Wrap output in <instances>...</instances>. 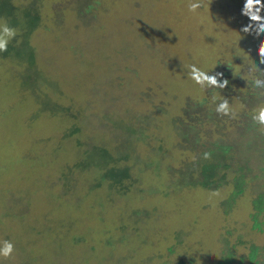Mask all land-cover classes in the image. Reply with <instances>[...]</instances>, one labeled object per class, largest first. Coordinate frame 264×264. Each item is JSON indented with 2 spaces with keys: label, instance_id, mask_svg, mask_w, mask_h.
<instances>
[{
  "label": "rangeland",
  "instance_id": "obj_1",
  "mask_svg": "<svg viewBox=\"0 0 264 264\" xmlns=\"http://www.w3.org/2000/svg\"><path fill=\"white\" fill-rule=\"evenodd\" d=\"M192 2L39 0L33 65L0 58V246H15L0 264H218L227 252L231 264H252L250 246L264 243V210L252 217V199L264 191L256 165L227 212L221 203L232 183L213 191L169 184V168L198 158L214 134L238 138L218 125L193 152L176 147L173 119L205 90L189 66L210 73L228 62L232 74L249 60L264 67V36L239 31L249 22L244 0H199L196 12ZM137 117L145 143L132 161ZM102 149L144 170L117 190L92 187L104 182Z\"/></svg>",
  "mask_w": 264,
  "mask_h": 264
},
{
  "label": "trees",
  "instance_id": "obj_2",
  "mask_svg": "<svg viewBox=\"0 0 264 264\" xmlns=\"http://www.w3.org/2000/svg\"><path fill=\"white\" fill-rule=\"evenodd\" d=\"M19 10V11H18ZM39 0H31L25 4H16L11 0H0V18H5L7 23L17 29L18 38L21 40L17 42L15 39L11 41L7 52H0V58L20 60L27 63L30 68L35 60V52L29 44V36L32 35L41 23V17L38 12ZM219 66L210 72L223 73V77L229 81L226 89H209L205 88L204 95L201 99L189 98L181 110V114L173 119V126L177 133L176 147L180 150L191 153L198 149L203 137L214 134V127L220 126V129H232L238 138H229L230 131L227 137L229 140L221 138L219 133H216L218 141H214L210 146L204 148L199 157L192 160H185L177 166L169 168V184H186L190 187L200 186L205 190H218L225 185L232 183L234 190L226 200L222 201L225 211H229L234 199L237 195L243 192L245 187L246 171H250L253 166H257L262 171V178H264V134L258 131V125H254L251 119L253 107L260 104L262 101L257 97L251 79L248 75L249 64L246 67L239 68L235 74L231 65L228 62L223 64L218 62ZM261 68V67H260ZM261 69H264L262 67ZM248 76V77H247ZM239 87V91L235 90ZM245 89L253 91V98H246ZM216 95V102L213 103L212 96ZM238 97L237 101L241 103V109L236 112V119L228 116H221L215 112L216 104L228 98L230 106L233 105L232 99ZM211 104V105H210ZM206 106H211L209 109ZM139 122L137 128H131L132 136V161L140 160L137 147L144 144L142 136L144 129L142 126V119L136 118ZM208 125V126H207ZM75 132H78L75 130ZM70 133V132H69ZM71 133H73L71 131ZM213 135V136H214ZM212 136V137H213ZM225 136V135H224ZM148 151H152L148 149ZM154 151V150H153ZM210 153V159H204V154ZM145 155V154H144ZM125 154H120L115 157V154L110 155V152L102 149L98 160L105 162L107 167L100 173V177L104 182H96L92 187L99 185L107 186L110 190L119 189L122 185H126V181L132 180L134 173L144 170L146 164H141L137 167H132L128 163L131 158H127ZM240 159L238 161L237 159ZM226 159L235 164L232 167L223 161ZM254 161V163L251 162ZM122 161L125 165H119ZM252 163V164H250ZM81 169L89 168L82 165V162H77ZM229 171H234L237 174L233 176L232 181L229 180ZM227 172V175H226ZM159 176V173H156ZM100 181V180H99ZM253 214L252 217L256 221V216L264 210V191L252 199ZM139 211H136L138 213ZM254 228H260V224L255 222ZM222 259L218 264H231L234 260L230 252L222 254ZM247 259L252 264H264V243L261 246H250ZM244 257L238 260V264H242Z\"/></svg>",
  "mask_w": 264,
  "mask_h": 264
},
{
  "label": "clouds",
  "instance_id": "obj_3",
  "mask_svg": "<svg viewBox=\"0 0 264 264\" xmlns=\"http://www.w3.org/2000/svg\"><path fill=\"white\" fill-rule=\"evenodd\" d=\"M202 4L199 0L189 4V11L196 12L201 8ZM264 0H244L241 9V15L248 18V23L241 26L240 32L245 35H251L255 38L264 36ZM17 36V29L11 27L7 21H0V52H7L8 46ZM259 64L264 65V41H261L258 46ZM189 78L193 80L201 88L209 89H226L229 81L223 77V73H212L191 65ZM248 75L251 79L257 97L262 101L254 110L251 116L254 125H258V131L264 134V69H261L254 61L249 60ZM213 103L216 102V95L212 96ZM215 112L221 116H228L236 119V112L230 106L228 98H224L216 104ZM204 159H210V153L204 154ZM15 246L11 241H3L0 246V257L5 260L13 258Z\"/></svg>",
  "mask_w": 264,
  "mask_h": 264
}]
</instances>
